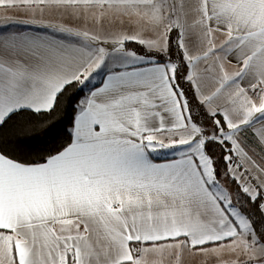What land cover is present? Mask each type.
I'll return each instance as SVG.
<instances>
[{
    "label": "snow or ice",
    "instance_id": "snow-or-ice-1",
    "mask_svg": "<svg viewBox=\"0 0 264 264\" xmlns=\"http://www.w3.org/2000/svg\"><path fill=\"white\" fill-rule=\"evenodd\" d=\"M0 7V264H264V0Z\"/></svg>",
    "mask_w": 264,
    "mask_h": 264
},
{
    "label": "trees",
    "instance_id": "trees-1",
    "mask_svg": "<svg viewBox=\"0 0 264 264\" xmlns=\"http://www.w3.org/2000/svg\"><path fill=\"white\" fill-rule=\"evenodd\" d=\"M129 48H136L138 47L135 44H129ZM75 87V86H74ZM88 87H91L88 85ZM87 87L78 93L77 99L87 94ZM49 121H54L56 123V131L62 135H67V130L71 127V114L63 112L60 108H57L55 112L51 114L49 117ZM30 125L25 126V130H30Z\"/></svg>",
    "mask_w": 264,
    "mask_h": 264
},
{
    "label": "crops",
    "instance_id": "crops-1",
    "mask_svg": "<svg viewBox=\"0 0 264 264\" xmlns=\"http://www.w3.org/2000/svg\"><path fill=\"white\" fill-rule=\"evenodd\" d=\"M15 11L16 10H7L6 11L4 8L0 7V17L4 16L5 14L14 15L15 14ZM21 18H24V17H21ZM15 27L16 28H20V29H28V30H31L30 29V26L17 25ZM157 155L158 156H154V161L157 162V163L166 162L164 159H162V157H165V156L170 157V154L169 153H160V154H157Z\"/></svg>",
    "mask_w": 264,
    "mask_h": 264
},
{
    "label": "rangeland",
    "instance_id": "rangeland-1",
    "mask_svg": "<svg viewBox=\"0 0 264 264\" xmlns=\"http://www.w3.org/2000/svg\"><path fill=\"white\" fill-rule=\"evenodd\" d=\"M89 85H91V84H89ZM156 156H158V155H156Z\"/></svg>",
    "mask_w": 264,
    "mask_h": 264
}]
</instances>
